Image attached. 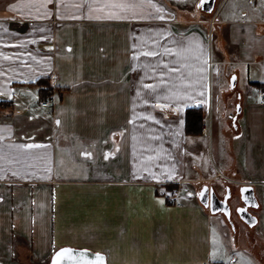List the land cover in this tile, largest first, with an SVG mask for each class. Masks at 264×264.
I'll return each instance as SVG.
<instances>
[{"label":"crops","instance_id":"0c3cea01","mask_svg":"<svg viewBox=\"0 0 264 264\" xmlns=\"http://www.w3.org/2000/svg\"><path fill=\"white\" fill-rule=\"evenodd\" d=\"M199 1L0 0V102L12 104L0 106V264H48L61 248L106 264H222L210 242L223 214L200 203L202 187L240 200L251 187L264 211V0H219L207 20L178 6ZM112 4L129 7H101ZM229 68L231 90L245 89L231 160L213 114ZM39 79L48 107L27 84ZM198 105L207 131L187 136Z\"/></svg>","mask_w":264,"mask_h":264},{"label":"rangeland","instance_id":"374dc122","mask_svg":"<svg viewBox=\"0 0 264 264\" xmlns=\"http://www.w3.org/2000/svg\"><path fill=\"white\" fill-rule=\"evenodd\" d=\"M163 2V1H162ZM232 1L227 0V3L225 4V7L227 5H231ZM260 6V10L264 14V6L261 4V2H258ZM182 6L185 8V10H192L189 16L190 18L194 17H200L202 19H206L208 14H204L202 11H200V1L198 5L196 6L197 9L194 8L193 3H180L178 6ZM170 8L171 6L168 5ZM211 16L213 15L210 14ZM209 15V16H210ZM207 20V19H206ZM211 34V33H210ZM214 50L216 49V43H214L213 46ZM213 48L211 47V52L213 51ZM233 71V69L229 68L227 71L228 77H222V73L220 75L219 83L221 90H227L225 96H222L223 98H219V101L216 106H214L213 114L217 113V118L219 120V128H224L226 130V134L220 133L219 138V148H223V151L225 153L226 158L231 160L232 155L230 153L231 149L237 150V147L239 145V141L243 138V133L241 135L236 134L234 131V128L228 124V120L231 116L234 115V113L237 110L236 100L238 98V89H243L242 83H238L235 90H231L230 87V73ZM242 88V89H241ZM28 89V93L31 95V102L33 106H38V102L36 100L35 94L32 92V89L29 87H26ZM249 92L251 94H256V90L254 87L249 88ZM221 93V92H220ZM211 114V112H209ZM212 116V114H211ZM239 125L242 126L241 120H239ZM200 160L205 163L206 166H210L208 164L209 156L206 158L205 156H202ZM211 162V161H210ZM213 166V164H212ZM230 178L232 177V174L229 175ZM221 178H217L216 180V189L218 193L223 194L225 192L224 186L221 182ZM239 196L237 197L236 194L233 195L232 199L229 201L231 212H230V220H228L224 215L220 217L224 218L223 223H218L214 221L212 223V233H211V242H210V249L211 254L213 257V260H217V256H220V261L222 264H264L263 258H264V211L263 209L261 211H257L255 209H250L251 213H254L256 217H258L259 222L255 226L256 230L252 233L248 232V227L246 224H244L239 216V213L236 209V206L240 203ZM223 214V213H222ZM232 222V223H231ZM223 228L224 230H220ZM234 230L239 231L237 233V246L234 247ZM221 232V233H220ZM255 244V246L258 248V252L252 251V246Z\"/></svg>","mask_w":264,"mask_h":264},{"label":"water","instance_id":"95a60500","mask_svg":"<svg viewBox=\"0 0 264 264\" xmlns=\"http://www.w3.org/2000/svg\"><path fill=\"white\" fill-rule=\"evenodd\" d=\"M217 0H204L201 4V11L204 12L205 14H210L212 13L215 3ZM236 84V77L233 76L230 80V87L232 89L235 88ZM240 112V106L238 105L237 107V113ZM235 120V118H234ZM240 193H241V200L244 202L245 207L237 209L240 219L249 227H253L257 219L254 217L248 210V207H257V203L254 197V191L251 187H241L240 188ZM214 199H217L218 197L215 195L214 192H210L208 186L202 187L198 194V199L200 203L206 207L209 208L210 211L213 213L215 212H221L225 215V217L230 220V212L231 209L229 205L227 204V199L229 198V194L227 193L224 196V200L220 203L224 204V210H212L211 206V201ZM232 223V222H231ZM62 249H70L71 252L65 253L63 255L58 256L57 254L61 252ZM97 254L103 257V264H106V259L105 256L102 253H94L90 252L88 250H83V249H73V248H61L58 249L53 253V255L50 258V261L48 264H54V260L57 261V264H97L96 258Z\"/></svg>","mask_w":264,"mask_h":264},{"label":"trees","instance_id":"16d2710c","mask_svg":"<svg viewBox=\"0 0 264 264\" xmlns=\"http://www.w3.org/2000/svg\"><path fill=\"white\" fill-rule=\"evenodd\" d=\"M204 0L200 1V7ZM167 6V5H166ZM201 10V9H200ZM28 85L35 86L38 89V99L40 103L51 99L53 89L48 79H39L32 83H27ZM11 107L10 102H0V106ZM203 125V115L202 107L200 105L188 108L185 111V133L187 136H199L202 134ZM218 264V263H215Z\"/></svg>","mask_w":264,"mask_h":264},{"label":"snow or ice","instance_id":"6c2138e0","mask_svg":"<svg viewBox=\"0 0 264 264\" xmlns=\"http://www.w3.org/2000/svg\"><path fill=\"white\" fill-rule=\"evenodd\" d=\"M101 7H112V8H120V9H125L127 7H129L128 5H124V4H112V5H101ZM148 55H155V53H147ZM57 123H59V121H57ZM23 147H41L40 145H24ZM85 155H89V153H85ZM71 252L70 249H62L60 253H58L57 255H63L65 253H69ZM97 264H103V257L100 256L99 254H97V258H96ZM54 264H57V261L54 260Z\"/></svg>","mask_w":264,"mask_h":264},{"label":"flooded vegetation","instance_id":"af4514ba","mask_svg":"<svg viewBox=\"0 0 264 264\" xmlns=\"http://www.w3.org/2000/svg\"><path fill=\"white\" fill-rule=\"evenodd\" d=\"M229 194V198L227 199V204H229V201L232 199L233 197V194L232 192H227ZM224 196L225 194L221 195L220 197H218L217 199H214L211 201V206L213 207L212 210H224V207L225 205L220 203L224 200ZM230 207V206H229ZM245 207V204L243 202L239 203L237 206H236V209H240V208H244ZM231 209V207H230ZM250 209H253L252 207H248L247 210H250Z\"/></svg>","mask_w":264,"mask_h":264},{"label":"built area","instance_id":"2783aa9c","mask_svg":"<svg viewBox=\"0 0 264 264\" xmlns=\"http://www.w3.org/2000/svg\"><path fill=\"white\" fill-rule=\"evenodd\" d=\"M212 23H213V21H211L210 24H212ZM261 95L264 96V92H263V91L261 92ZM49 103H50V102L42 103V107H47ZM206 131H207V128L204 127V128H203V132L206 133Z\"/></svg>","mask_w":264,"mask_h":264}]
</instances>
